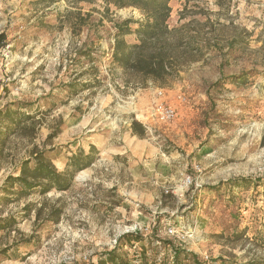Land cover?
Instances as JSON below:
<instances>
[{
  "label": "rangeland",
  "instance_id": "1",
  "mask_svg": "<svg viewBox=\"0 0 264 264\" xmlns=\"http://www.w3.org/2000/svg\"><path fill=\"white\" fill-rule=\"evenodd\" d=\"M169 5V27L188 25L187 39L162 85L112 60L116 26L142 21L137 9L0 0V110L31 115L0 140V264H84L134 227L151 264H172L173 249L195 255L179 264H264V0ZM158 105L175 116L160 120ZM78 148L95 160L67 190H3L32 150L62 171ZM141 246L124 249L134 259Z\"/></svg>",
  "mask_w": 264,
  "mask_h": 264
},
{
  "label": "trees",
  "instance_id": "2",
  "mask_svg": "<svg viewBox=\"0 0 264 264\" xmlns=\"http://www.w3.org/2000/svg\"><path fill=\"white\" fill-rule=\"evenodd\" d=\"M78 1L89 3L97 0ZM190 1L194 0H183V11ZM225 1L229 2L231 0H214L217 5ZM101 2L105 12L109 11L110 6L117 9L132 7L144 16L142 21L129 18L116 26L117 32L114 34V44L111 53L113 62L121 68L122 73L125 75L138 76L142 84L147 83L149 80L162 85L165 84L174 62L182 55L180 47L183 40L187 39L186 31L188 26L183 24L179 27H169L167 21L171 12L170 0H101ZM183 11L181 10V13ZM132 22L138 23L137 28L134 30L136 42L129 43L122 36L131 33L130 24ZM85 51L89 50L86 48ZM87 53H84V55H88ZM15 109L13 110V108L6 105L3 110H0V140H5L12 130L31 118L29 113L19 112V107ZM24 127L29 128V126ZM131 127L134 134L143 136L144 128L139 122L133 120ZM94 153V150L84 153L82 149L78 148L75 154L66 158L65 164L69 170L59 171L52 163L50 156L47 155L48 152L44 149L32 150L26 159L19 162L18 174L16 176H7L3 190L9 194L16 195L18 198L28 196L34 192L44 195L53 189L58 191L67 190L71 185L75 172L90 166L94 162ZM237 183V187H246L251 181L245 178L241 184ZM235 185L236 183L229 184L232 187H235ZM2 199L11 201L9 197ZM8 225L10 224H5V226L1 227H7ZM243 235L244 231H240L235 232L233 237L241 239ZM258 239L257 246H264V236H259ZM144 242L139 233L122 234L117 239V244L114 247L101 252L96 260L91 259L84 264H151L149 259L153 260V257L148 256V250L144 248ZM146 242L147 245L154 243L148 239ZM139 243H142L140 252L133 255L134 259L130 258L129 251L124 249V246L128 245L131 247ZM172 258V264H179L180 260L189 259L195 262L194 254L177 249H173ZM131 261H134V263H131ZM154 262H157L156 259H154ZM160 262L159 264H163ZM257 263L259 262L253 259L247 262V264Z\"/></svg>",
  "mask_w": 264,
  "mask_h": 264
},
{
  "label": "built area",
  "instance_id": "3",
  "mask_svg": "<svg viewBox=\"0 0 264 264\" xmlns=\"http://www.w3.org/2000/svg\"><path fill=\"white\" fill-rule=\"evenodd\" d=\"M155 114L158 116V118L160 120L168 121V120H171L175 116V109L171 106L158 105L157 108L155 109ZM190 183H191V180L187 179L184 184H185V186H187ZM141 231H142V229L140 227H138V228L134 227V228H131L130 230H125V232L123 234H125V233H139ZM177 232H178L177 228H175L174 226H167V228H166V233L168 235H174ZM185 235L187 237L192 236L191 233H188V232L185 233ZM112 243H113V246H115L117 244V239H114ZM136 245L137 244L133 245V247H136Z\"/></svg>",
  "mask_w": 264,
  "mask_h": 264
}]
</instances>
